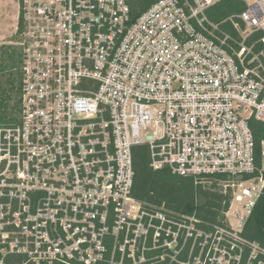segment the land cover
I'll list each match as a JSON object with an SVG mask.
<instances>
[{"label":"built area","instance_id":"2783aa9c","mask_svg":"<svg viewBox=\"0 0 264 264\" xmlns=\"http://www.w3.org/2000/svg\"><path fill=\"white\" fill-rule=\"evenodd\" d=\"M229 1L18 0L0 264H264L245 235L264 195V0ZM141 145L153 170L218 181L220 223L136 200Z\"/></svg>","mask_w":264,"mask_h":264},{"label":"trees","instance_id":"16d2710c","mask_svg":"<svg viewBox=\"0 0 264 264\" xmlns=\"http://www.w3.org/2000/svg\"><path fill=\"white\" fill-rule=\"evenodd\" d=\"M143 0H134V10L142 11ZM147 6L155 0H145ZM230 0L228 4H233ZM230 10L231 6H228ZM219 16L218 18L222 17ZM20 28L16 31L19 34ZM18 48H12L7 59L10 65L7 67L17 69L16 86L13 82L11 92L15 91L17 96L13 105L9 103L12 98L1 89L0 96V126L9 125L17 122L19 113V92H20V73H19ZM254 143L257 166H260V144L264 140V127L261 123L252 121L250 123ZM133 168L134 183L132 189L133 197L145 204L161 205L164 204L169 209L195 215L199 219L208 223H220L222 212L228 204V195L221 192L218 181L213 180L209 185L195 183L190 178H182L172 175L167 169L153 170L150 167L148 149L146 146H136L133 148ZM245 235L251 242L258 243L264 248V195L259 199L245 229Z\"/></svg>","mask_w":264,"mask_h":264},{"label":"rangeland","instance_id":"374dc122","mask_svg":"<svg viewBox=\"0 0 264 264\" xmlns=\"http://www.w3.org/2000/svg\"><path fill=\"white\" fill-rule=\"evenodd\" d=\"M18 14V0H0V90L9 94L12 98L9 103L13 105L17 96L15 91L11 92V86L17 82V69L7 67L10 61L7 55L12 48L16 47L18 34H16V17ZM0 96L1 91H0ZM209 185V184H205Z\"/></svg>","mask_w":264,"mask_h":264}]
</instances>
